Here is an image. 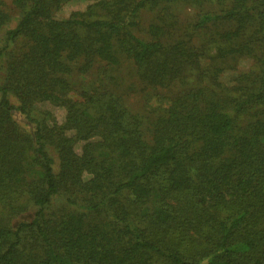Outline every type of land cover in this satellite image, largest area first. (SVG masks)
<instances>
[{
    "label": "trees",
    "instance_id": "1",
    "mask_svg": "<svg viewBox=\"0 0 264 264\" xmlns=\"http://www.w3.org/2000/svg\"><path fill=\"white\" fill-rule=\"evenodd\" d=\"M68 1L0 0V264H264V0Z\"/></svg>",
    "mask_w": 264,
    "mask_h": 264
},
{
    "label": "rangeland",
    "instance_id": "2",
    "mask_svg": "<svg viewBox=\"0 0 264 264\" xmlns=\"http://www.w3.org/2000/svg\"><path fill=\"white\" fill-rule=\"evenodd\" d=\"M7 5H9V9H11V4L10 0H4ZM95 0H69L66 2L60 9H58L55 12V15L58 18H66L68 17L71 13L75 11H82L85 10L86 7L90 4L93 3ZM16 11L13 9L12 14L15 16ZM141 18L143 20V23H147V21L150 19V15L148 12L141 13ZM15 21H12L11 25H14ZM253 65V59L252 58H243L239 61L236 69H227L223 71L220 74V79L224 84L231 85L233 83L234 78L241 72L249 69ZM158 93H164L165 91L162 89H156L155 90ZM157 96L153 97V100L151 101L152 105H156V98ZM15 100V99H13ZM143 94L140 92L132 93L127 97V103L129 107L133 108L134 110H141V111H146L145 105H143ZM36 107L39 110H44L48 109L52 113L55 114L56 118L58 121L62 122L65 117V108L53 105L52 103L49 102H42L36 104ZM13 118L21 125H27L29 126L28 122H26L24 116L19 112V111H14L13 112Z\"/></svg>",
    "mask_w": 264,
    "mask_h": 264
}]
</instances>
